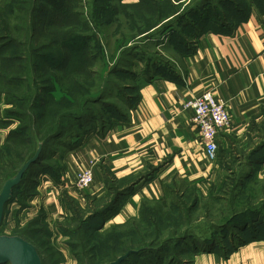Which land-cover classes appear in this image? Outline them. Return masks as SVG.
Here are the masks:
<instances>
[{"label": "rangeland", "instance_id": "obj_1", "mask_svg": "<svg viewBox=\"0 0 264 264\" xmlns=\"http://www.w3.org/2000/svg\"><path fill=\"white\" fill-rule=\"evenodd\" d=\"M35 1L12 0L9 11L5 5L1 6L5 9L1 12L5 22L3 35L8 41H18V52L23 59L24 66L18 75L22 78L21 95L32 94L38 87H53L44 58L40 56L45 55L47 62L56 61L60 57L61 42H73L89 54L85 59L89 74L77 76L68 67L62 72L63 79L54 95L48 94L47 89L44 91L43 100H51L50 108L72 116L84 115L78 119L73 117L69 130L49 144L47 157H53L54 151L62 150L71 137L79 141L87 134L101 132L115 119H125L143 80L180 65L205 28L228 21L235 15L236 7L242 8L249 0H141L136 5H121L119 0H69L70 11L76 9L80 15L67 14L56 27L45 24L48 15L43 11L55 14L56 6L64 8L67 2L41 0L39 22L30 34L29 13ZM255 1L264 4V0ZM77 61L73 59L71 63L76 71L80 67ZM9 77L14 82L11 86L17 87L13 74ZM41 99L42 94L37 104ZM4 131L0 129V133ZM5 146L0 150V164L6 161ZM226 161L234 174L225 168L227 164L225 167L219 164L217 181L211 190L202 192L195 187L174 184L165 189L161 199L146 203L137 219L105 227L90 236L89 253L94 261L111 252L101 246L124 241L123 249L127 246L137 249L121 264H147L148 261L181 264L180 257L188 256L182 254L188 245L215 243L219 248H229L237 238H248L243 232L246 224L250 225V231L264 234V177L252 175L243 181L246 168L231 159ZM38 168L39 165L34 169ZM27 180L15 191L5 210L0 235H18L23 228L33 227L41 241L36 244H40L38 249L44 264H79L71 248L79 240L71 237L69 231L81 229L80 220L87 217H92L91 225L101 223L100 217H93L109 201L84 203L85 199L76 197L69 216L53 220L40 204L38 184ZM4 183H0V193ZM121 249L122 245H118L116 252ZM131 249L124 254L133 252Z\"/></svg>", "mask_w": 264, "mask_h": 264}, {"label": "crops", "instance_id": "obj_2", "mask_svg": "<svg viewBox=\"0 0 264 264\" xmlns=\"http://www.w3.org/2000/svg\"><path fill=\"white\" fill-rule=\"evenodd\" d=\"M5 2L0 0V7ZM120 2L136 5L140 0ZM207 89L225 99L231 113V126L218 135L214 161L205 154L200 131L192 121L193 111L184 107ZM4 109L0 100V120ZM263 129L264 4L249 0L242 8L236 7L228 21L205 28L180 65L143 80L125 119H115L101 132L79 141L71 137L68 145L57 141L66 145L46 159L48 170L38 175L44 176L37 180L40 204L50 219L69 216L77 198L68 187L78 172L91 167L94 182L84 203L105 199L108 180L121 191L131 187L118 199L104 228L126 224L140 216L144 204L161 199L165 189L174 184L207 192L217 181L219 164L229 167L226 160L231 159L245 167L248 155H256L258 145V154L264 153ZM249 167L253 175L264 177V159ZM244 232L249 237L232 249L215 243L188 245L182 251L188 256L180 257V263L264 264V234Z\"/></svg>", "mask_w": 264, "mask_h": 264}, {"label": "trees", "instance_id": "obj_3", "mask_svg": "<svg viewBox=\"0 0 264 264\" xmlns=\"http://www.w3.org/2000/svg\"><path fill=\"white\" fill-rule=\"evenodd\" d=\"M11 1L12 0H6L4 4L5 5L4 8H6L8 11L11 10L12 8ZM40 1L41 0H36L32 4L29 13L30 24H31V28L29 29L30 34L33 33V31L36 28V24L39 22L38 14L40 9ZM60 2L63 3L67 2V6L66 7L64 6L63 8L61 5H57L55 14L49 15L48 12L46 13V10L43 11V14L45 16L48 15V19L45 21V24L47 25L51 24L54 27H56L60 21H61L60 24L62 23V21H64L65 15L70 13H72V15L75 17H78L80 15V12L76 9H73L72 12L70 11V7H68L69 0H60ZM119 3L123 5L120 2V0ZM4 8L0 7L1 9L0 10V100L5 105V109H4V118L0 120V128L5 130L6 136L3 144L0 146V150L3 148V146L6 145L5 146L6 161L5 163L2 162L0 164V183L3 184L8 179L14 177L24 163L32 159L37 153L40 152L36 162L33 163L28 168V170L24 173L21 182L13 188L12 197L7 204L8 206L13 200L15 191L21 186L24 180H27L29 178V180L35 181L37 183V180H39V176H38L39 173L48 170L46 169L48 166L46 163L47 161L46 159L48 158L47 147H49V144L58 140L69 130L70 122L71 120H73V117L78 119V118H83L84 115L79 114L80 116H72L68 113L57 112L55 107L50 108L51 100L49 99L45 101L43 100L44 98L43 94L45 93L44 91L47 89L46 87L44 88L38 87V89L35 90L32 94L28 93L21 95L19 93L22 78H18V75L21 74V69L24 66L23 59H22V55L18 52L19 49V46L17 45L18 41L17 40L14 41L13 39H11V41H8L5 38V35H3V31H4L3 28L5 27V22L3 19V14H1V12L5 11ZM59 50H60V57L56 61L48 60L47 62L46 61L47 59L44 57L45 55L40 56V58L42 57L44 58L43 63L48 68L47 70L49 72L48 74L49 81L52 82L53 84V87H49V89H47L48 91H46L49 92L48 94L50 95H54V91L56 90L57 85L63 79L62 72H66L68 69H70L69 72L75 73L77 76L81 75L84 72L88 74L90 73L89 68L85 66V59H87L86 57H88L89 54L86 53L84 50H82L81 46L75 45L73 42L70 41H64L63 43L61 42L59 44ZM73 59H78L77 63L80 64L78 71L74 69V64H71ZM34 66L35 65L33 64L32 65L33 70H35ZM10 74H13V78L16 82L15 84L17 85V87L11 86L14 82L10 80L11 78L9 77ZM25 81L26 82L29 81L28 76L25 78ZM41 94H42L41 102L37 104L36 101L38 99V96L40 97ZM52 103L53 104L55 103V98L52 101ZM14 105H16V108L14 107ZM260 145L256 147L257 151L254 150L255 151L254 153L256 155L254 156L248 155L249 157H247V160L245 162L247 165L245 164L244 167L246 168V171L242 174L243 177L242 180L245 177H250L253 175V172H251L252 168L249 166L260 163L264 159V153L258 154L261 147ZM22 148L24 149L23 151H21ZM257 154L260 156H257ZM37 165H39L40 168L34 169ZM223 166L225 167V165ZM225 168L234 174L235 171L230 167V165L229 167L226 166ZM26 176H28V178ZM107 184L109 188V193L105 199H102L100 201L108 200L109 204L107 206L102 205L104 206L102 207L103 209L97 214L94 213L95 216L93 217V219L100 217L101 223H98L96 225H91L90 221L92 220V217H87L86 219L80 220L81 229H78L75 232L69 231V235L71 237L73 238L77 237L79 240V242L75 244L73 243L71 245L74 254L77 256L79 264H106L116 260L119 257V255H123L128 250H130L131 247H133V246L130 247L127 246L123 249V245L125 244L124 241H120L119 243L116 241L115 243H112L107 247L101 246L105 250L110 249L109 251L111 252L108 253L106 257H101L100 260H98V262H95L93 255L89 253L90 250L92 249V245H90L89 243L92 240L90 236L97 234L100 229L104 228L105 220L109 218V216L113 213L112 211H114L118 199L129 193V189L131 188V187L130 188L126 187L121 191L119 190L120 187L116 185V183L113 180H108ZM100 201H98V203H100ZM144 205L142 207H144ZM141 210H140V214H141ZM254 221L257 222V220ZM249 228L250 225L246 224L243 227V232L246 229L250 231ZM86 232H88L90 235L86 234ZM37 234L38 231L35 228L28 226L27 228H23L21 231H19L18 236H21L27 241L34 244L39 252L38 247L40 246L41 241L40 238L37 236ZM86 235H88L89 237H87ZM38 242L40 243L38 244L39 246L36 244ZM240 243H243V240L237 238L236 241L234 240V242L231 243L229 249L236 247ZM143 244H146L145 241L143 242ZM208 244H214V243H208ZM118 245L119 246L122 245V249L116 252V248L118 247ZM132 249L133 252L130 254V256L132 254H135L136 251L134 249L137 248L133 247ZM88 253L89 255L91 254L89 257H87ZM42 262L44 264L43 260ZM153 263L154 261L147 262V264H153Z\"/></svg>", "mask_w": 264, "mask_h": 264}, {"label": "built area", "instance_id": "obj_4", "mask_svg": "<svg viewBox=\"0 0 264 264\" xmlns=\"http://www.w3.org/2000/svg\"><path fill=\"white\" fill-rule=\"evenodd\" d=\"M184 107L193 111L192 121L200 131L206 156L212 161L216 160L219 149L218 135L231 126V113L227 101L215 95L212 89H207L188 100ZM4 139L1 135L0 146ZM41 178H44L43 174H40L39 179ZM93 182V169L89 167L78 172L76 180L68 188L73 196L84 200Z\"/></svg>", "mask_w": 264, "mask_h": 264}, {"label": "water", "instance_id": "obj_5", "mask_svg": "<svg viewBox=\"0 0 264 264\" xmlns=\"http://www.w3.org/2000/svg\"><path fill=\"white\" fill-rule=\"evenodd\" d=\"M37 153L19 169L16 175L8 179L0 193V227L2 225L5 209L12 197L13 188L18 185L24 173L36 162ZM132 252L119 256L107 264H121ZM43 264L42 258L34 244L18 235H0V264Z\"/></svg>", "mask_w": 264, "mask_h": 264}]
</instances>
